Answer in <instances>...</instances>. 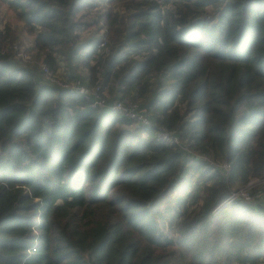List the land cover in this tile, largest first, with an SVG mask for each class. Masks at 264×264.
Segmentation results:
<instances>
[{
  "label": "trees",
  "instance_id": "trees-1",
  "mask_svg": "<svg viewBox=\"0 0 264 264\" xmlns=\"http://www.w3.org/2000/svg\"><path fill=\"white\" fill-rule=\"evenodd\" d=\"M254 178L264 0H0V264H254L264 200L221 205Z\"/></svg>",
  "mask_w": 264,
  "mask_h": 264
},
{
  "label": "built area",
  "instance_id": "built-area-1",
  "mask_svg": "<svg viewBox=\"0 0 264 264\" xmlns=\"http://www.w3.org/2000/svg\"><path fill=\"white\" fill-rule=\"evenodd\" d=\"M101 46H105L107 48L108 45V38L106 35L102 34L101 38ZM17 55L20 58L23 59H30V56L18 49ZM27 57V58H25ZM44 70L48 72V69L44 67ZM55 80V79H54ZM60 86L64 88H68L70 90H77L80 93L83 94H94V91L86 87L84 84H82L81 80L76 79L73 82H64L63 80H55ZM94 106L105 105L104 99H97L94 103ZM112 108L118 112H120L122 115L126 116L127 118H130L136 122V124L141 126L150 127L152 125L151 118L148 114L143 113L140 110L139 104L137 101L131 99V98H123V99H116L113 104ZM156 138L159 142L162 143H169V142H180L179 138L176 137L170 130H168L166 127H161L156 132ZM225 167H228V164H224ZM256 184H263L261 188H256ZM235 200H246L250 202L260 201L264 200V178H254L252 179L247 186L240 188L238 190L232 191V193L226 198L221 205L229 204Z\"/></svg>",
  "mask_w": 264,
  "mask_h": 264
},
{
  "label": "rangeland",
  "instance_id": "rangeland-1",
  "mask_svg": "<svg viewBox=\"0 0 264 264\" xmlns=\"http://www.w3.org/2000/svg\"><path fill=\"white\" fill-rule=\"evenodd\" d=\"M7 19H9V21L12 22V23L17 22V21H15L14 18L12 19V18H10V17H7ZM17 23H18V22H17ZM19 29H20V27H19ZM89 37H90V35L87 34V33H86V35H83V38H84V39H87V38H89ZM31 42H32V41H31V38H29V37L26 36L25 34H22V35H20V39H19V41H18V48H20V50L26 52V53L30 56L31 53L29 52V47H30V45H31ZM17 57H18V56H17ZM17 57H16V58H17ZM25 58H27V57H25ZM17 60L20 61V63H21L22 65H28V64L35 63V61H34L33 58H30V59H23V58H20V59H19V57H18ZM41 64H42V63H41ZM41 64H40V65H41ZM85 70H86V69L81 68V69H80V73L84 75V74H85ZM65 71H66V68H65ZM63 73H64L63 70L60 69V71H59L58 74H57V77H58L57 80L64 79V75H63ZM108 91H109V89H108V87H107V88L105 89V91H104V94H105V93L108 94ZM107 94H105V95H107ZM140 132H143L142 129H140ZM262 185H263V184H256L255 186H256V188H261ZM254 264H264V260L261 259V260L255 262Z\"/></svg>",
  "mask_w": 264,
  "mask_h": 264
}]
</instances>
